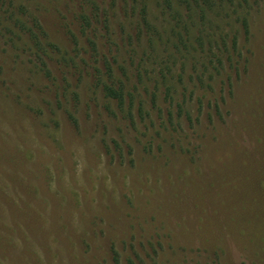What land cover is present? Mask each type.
<instances>
[{
	"label": "rangeland",
	"instance_id": "374dc122",
	"mask_svg": "<svg viewBox=\"0 0 264 264\" xmlns=\"http://www.w3.org/2000/svg\"><path fill=\"white\" fill-rule=\"evenodd\" d=\"M121 3L111 44L78 0H0V264H264V0L221 73L179 70L168 96ZM106 59L132 106L96 88Z\"/></svg>",
	"mask_w": 264,
	"mask_h": 264
},
{
	"label": "trees",
	"instance_id": "16d2710c",
	"mask_svg": "<svg viewBox=\"0 0 264 264\" xmlns=\"http://www.w3.org/2000/svg\"><path fill=\"white\" fill-rule=\"evenodd\" d=\"M120 1L124 13V36L129 41L128 54L138 58L144 65L151 63L160 67V71L156 68L157 72L153 70L151 74L165 81L167 96L178 92L174 81L179 70L193 67L195 79L201 84L205 83L207 77L221 73L238 50L237 29L248 32L249 15L253 7L251 0H157V11L165 20L159 24L157 20L154 22L149 18L151 12H154L150 8L151 0H78L81 5L78 17L84 33L89 30L105 31L109 42L116 44L113 15L117 17L119 14L117 10ZM252 1L256 7L262 0ZM6 13L21 33L27 32L28 42L34 44L31 51L40 52V36L33 29H28V23L13 10ZM37 29H40L39 26ZM131 30L136 33L131 35ZM11 37L14 39L16 35L10 33L9 39ZM135 40L139 42V49ZM89 44L94 51H98L96 41L90 40ZM118 63V60L110 62L106 59V74L99 72L96 88L108 102L116 101L120 107H124L129 98L132 106L134 96L127 92L125 83V79H129V70L124 66L126 62H123L120 68L124 77L116 76L114 64ZM179 64L182 69H176ZM141 72L147 74L148 71H139V78L143 81Z\"/></svg>",
	"mask_w": 264,
	"mask_h": 264
}]
</instances>
